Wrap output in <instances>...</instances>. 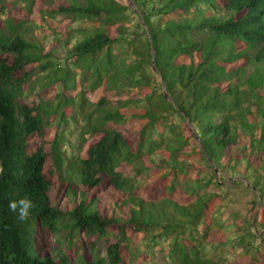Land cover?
I'll return each mask as SVG.
<instances>
[{
  "label": "trees",
  "instance_id": "trees-1",
  "mask_svg": "<svg viewBox=\"0 0 264 264\" xmlns=\"http://www.w3.org/2000/svg\"><path fill=\"white\" fill-rule=\"evenodd\" d=\"M66 1L68 5L53 13L97 26L91 34L78 31L82 38L73 44L70 32L61 34L64 44L73 46L69 53L77 58L74 66L91 75L87 82L94 92L101 89L120 98L116 109L106 111L102 124L87 130L101 136L81 159L80 182L96 193L110 189L125 196L117 202L127 209L126 220L107 215L94 201L89 204L85 195L70 211L53 203L50 191L63 167V151L57 142L51 153L47 151L46 113L42 104L29 103L24 95L31 65L38 64L44 72L61 67L49 59L41 63L52 56L43 54L41 42L0 32V264H71L70 254L55 260L44 246L42 257L29 253L38 230L55 235L60 231L57 222L67 217L65 228L72 226L87 238L104 242L106 256L87 264H135L139 255L129 252L128 231L147 235L159 228L164 232L154 235V242L168 233L175 236L168 264H230L224 251L209 256L230 239L219 235L225 228L218 216L224 196L207 187H240L260 197L258 226L264 230V0ZM66 74L72 75L70 70ZM86 95L82 91L80 107L86 104ZM69 97L66 100L74 102ZM106 97L99 105L107 103ZM130 104L144 107L132 110ZM174 116L183 121L184 131L165 148L166 160L159 156L163 140L158 131L168 124L177 128ZM128 119L137 125L132 136L119 127ZM33 136L42 140L35 149L30 148ZM194 145L192 152L205 162L203 171L192 172L191 162L173 159ZM161 159L173 168V177L179 172L196 174L186 187L190 196H197L194 203L163 202L174 209L171 218L154 202L134 194L133 178L119 170L130 168L141 174L145 162L151 163L148 170L158 169ZM216 170L231 176L218 178ZM167 178L163 176V184ZM25 197L35 207L21 222L8 205ZM258 203L252 201L250 219L232 239L238 243L233 249L242 247L241 264H264V234L251 228Z\"/></svg>",
  "mask_w": 264,
  "mask_h": 264
},
{
  "label": "rangeland",
  "instance_id": "rangeland-1",
  "mask_svg": "<svg viewBox=\"0 0 264 264\" xmlns=\"http://www.w3.org/2000/svg\"><path fill=\"white\" fill-rule=\"evenodd\" d=\"M129 3L130 0H129ZM62 5H68L66 0H0V32L1 36H10L18 33L23 38H28L35 44L42 43L43 54H50L51 57L43 58L41 63H45L48 59L56 62L61 69L55 70L49 68L46 72L42 71L38 64H33L29 67L32 70V77L25 87V99L27 102H35L41 105V111L46 113L45 120L48 130V135L44 138L45 146L49 153L53 150V145L58 144V149L62 150L63 167L60 171L56 172L55 186L50 191V197L54 204H58L64 210H72L85 195L88 203L94 201L95 205L102 209L107 215L116 216L119 219L126 220L127 209L118 206V200L121 202L125 196L120 197L110 189H103L97 192L81 185L80 171L81 159L86 155V149L90 144L96 142L100 138V134H91L87 130L89 126L102 124L101 119L106 111L116 109L118 107L117 101L119 97L109 96L107 92L99 89L93 91L92 85L87 82L91 75L83 69L74 66L77 58L70 54V49L73 46H66L62 41L61 34L64 31L70 32L72 35L71 43L82 38L78 31H86L88 34L93 32L94 26L92 23H82L75 18H67L61 14L53 13L55 9ZM131 5V4H130ZM1 6L4 9L1 10ZM132 8L136 9L131 5ZM39 14L45 18H39ZM48 19V20H46ZM9 37L5 38L6 40ZM68 68V69H67ZM65 69V71H64ZM70 70L71 76H67L66 71ZM62 78H67L63 80ZM56 80V81H55ZM82 91L86 92V104L80 107V99ZM71 96V97H69ZM104 96L107 103L99 105V102ZM66 97L74 98V102L66 100ZM130 98V97H127ZM144 104H130L129 108L138 110L143 108ZM64 114L66 117H64ZM177 123V128L168 124L166 127L163 125L159 128L158 133H161L162 140L160 141L162 159L168 160L169 156L166 154L165 148L170 146L172 141L177 138L178 134L183 130V121L177 116L173 117ZM112 126V124H110ZM114 126V125H113ZM183 126V129L181 128ZM124 127L130 130L132 136L133 130L137 125L133 119H128ZM190 127V126H189ZM42 143V140L33 136L30 142V148L35 149ZM194 141L190 143V146ZM187 147L181 155L173 156L174 161H189L193 164L192 172L203 171L202 168L205 162L192 151L194 147ZM31 153V152H29ZM149 159V158H148ZM161 159V165L149 168L151 163L145 162L146 170L141 174H136L133 169L120 168L119 170L134 180L133 193L143 197L149 204L155 203L160 212L164 213L168 218H171L175 211L171 206L164 205L163 202L173 200L180 205L189 206L195 202L197 196L193 194L190 196L186 190L189 182H192L195 173L188 176L186 173L179 172V176L173 177L172 167L169 163L166 164ZM175 162V164H177ZM202 167V168H201ZM217 171V170H216ZM218 172V171H217ZM208 173V170H207ZM168 177L163 184V176ZM203 175V173H201ZM218 178L225 179L230 177V173H216ZM229 179H226L227 182ZM243 181L242 178L239 179ZM224 182H222V185ZM73 185L77 188V192ZM173 185L174 189H169ZM207 190L222 193L224 196L221 203L218 205L219 218L225 226L224 231L219 233L220 236L228 239L229 243L220 250H211L210 257H215L224 251L225 257L229 260L230 264L240 263V252L242 247L233 249V245L238 243L233 240L236 233L243 230L242 227L246 226L245 220L250 219V210L252 208V201L261 199L253 194L244 191L242 188L237 189L231 187L230 189L220 190L218 187L212 185L207 187ZM206 190H200V193ZM75 193V194H74ZM256 193V192H255ZM258 196V195H257ZM262 202V201H261ZM254 220V219H253ZM252 220V223H253ZM259 221V219H258ZM70 217L61 219L57 222L60 231L57 234L42 233L37 231L36 241L33 249L29 248V253L33 257H42L44 254L43 246L48 251V255L52 256L55 260H59L62 254H70L71 264H87L89 261H94L99 256H106L105 245L103 241H95L94 239L87 238L85 235L80 234L72 226L65 228L69 224ZM252 231L255 228L252 226ZM258 230H260L257 224ZM264 231V230H263ZM164 232L163 228L152 230L149 234H132L130 231L127 233V243L129 244V252L136 253L138 259L135 264H168L167 257L169 255V247L171 241L174 239V234L168 233L162 238H157L154 242V235H159ZM264 234V233H263ZM215 237V236H214ZM94 245V246H93ZM264 249V245L262 247ZM222 251V252H220ZM126 256L129 253L126 252ZM129 261V259H128Z\"/></svg>",
  "mask_w": 264,
  "mask_h": 264
},
{
  "label": "clouds",
  "instance_id": "clouds-1",
  "mask_svg": "<svg viewBox=\"0 0 264 264\" xmlns=\"http://www.w3.org/2000/svg\"><path fill=\"white\" fill-rule=\"evenodd\" d=\"M8 207L11 212L17 214V219L23 222L30 217L31 211L35 205L30 198L25 197L10 201Z\"/></svg>",
  "mask_w": 264,
  "mask_h": 264
},
{
  "label": "water",
  "instance_id": "water-1",
  "mask_svg": "<svg viewBox=\"0 0 264 264\" xmlns=\"http://www.w3.org/2000/svg\"><path fill=\"white\" fill-rule=\"evenodd\" d=\"M130 2H131V0H130ZM142 19H143V17H142ZM147 33L150 36L149 31H147ZM152 51H153V49H152ZM154 57H155V55H154ZM162 87L165 88L164 82H162ZM166 99H167V101H170V98L167 94H166ZM188 125L190 126V122H188ZM198 140H199V138H198ZM210 164L214 165L213 162H211V161H210ZM216 173H218V172L216 171ZM253 189H254V191H256L255 188H253ZM261 201H262V199H259L258 209H257L255 218H254L253 223H252V226L255 228V232H258L260 235L264 233V231H259L258 227H257L258 219H259V215H260V210H261V204H262Z\"/></svg>",
  "mask_w": 264,
  "mask_h": 264
}]
</instances>
